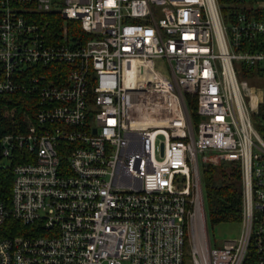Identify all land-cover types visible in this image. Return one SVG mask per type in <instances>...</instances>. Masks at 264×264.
Returning a JSON list of instances; mask_svg holds the SVG:
<instances>
[{
  "label": "built area",
  "instance_id": "1",
  "mask_svg": "<svg viewBox=\"0 0 264 264\" xmlns=\"http://www.w3.org/2000/svg\"><path fill=\"white\" fill-rule=\"evenodd\" d=\"M248 78H264V0H0V116L34 97L0 133V264H264ZM222 162L241 168V234L212 247L201 167Z\"/></svg>",
  "mask_w": 264,
  "mask_h": 264
},
{
  "label": "trees",
  "instance_id": "2",
  "mask_svg": "<svg viewBox=\"0 0 264 264\" xmlns=\"http://www.w3.org/2000/svg\"><path fill=\"white\" fill-rule=\"evenodd\" d=\"M52 18L51 24L53 30H55L59 28L61 19L59 17ZM87 39H89L88 36H82V41L85 42ZM33 98L32 96L21 94L10 95L9 101L5 103L7 107L4 108L0 116V133L11 130V126H21L23 124L25 113L32 111L34 108ZM185 100L193 127L196 128L199 123V117L196 113V102L188 97H185ZM202 182L208 227L213 228L220 224L240 223L243 204V183L239 163L222 162L219 166H203ZM17 226L19 229H16L15 235H27L29 233L26 231V226Z\"/></svg>",
  "mask_w": 264,
  "mask_h": 264
},
{
  "label": "rangeland",
  "instance_id": "3",
  "mask_svg": "<svg viewBox=\"0 0 264 264\" xmlns=\"http://www.w3.org/2000/svg\"><path fill=\"white\" fill-rule=\"evenodd\" d=\"M148 63L158 72L165 80H171V73L169 65L165 59H149ZM239 80L242 79L238 75ZM250 86L264 90V78L261 80H253L248 78ZM259 81V83H258ZM190 99V98H189ZM202 169V167H201ZM209 239L211 246L221 245L223 242L228 240H235L241 234V224H220L209 228L208 230Z\"/></svg>",
  "mask_w": 264,
  "mask_h": 264
}]
</instances>
